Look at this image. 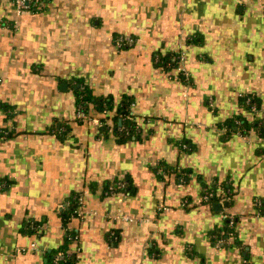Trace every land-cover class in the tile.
<instances>
[{
  "label": "crops",
  "instance_id": "0c3cea01",
  "mask_svg": "<svg viewBox=\"0 0 264 264\" xmlns=\"http://www.w3.org/2000/svg\"><path fill=\"white\" fill-rule=\"evenodd\" d=\"M81 81L116 105L131 96L138 137L119 140L115 110L79 117ZM236 116L256 126L229 129ZM2 128L0 264H49L68 232L75 264H264V0H50L21 14L0 0ZM126 177L132 191L106 193Z\"/></svg>",
  "mask_w": 264,
  "mask_h": 264
},
{
  "label": "trees",
  "instance_id": "16d2710c",
  "mask_svg": "<svg viewBox=\"0 0 264 264\" xmlns=\"http://www.w3.org/2000/svg\"><path fill=\"white\" fill-rule=\"evenodd\" d=\"M119 37H117L118 39ZM123 39L122 44L120 46H127L129 45V40L126 37H120ZM133 38V37H130ZM180 54H160L155 53L154 60L157 66H163L165 69L169 70L170 68H177L180 66ZM179 77L184 78L185 81L186 77L184 76L183 72L179 73ZM76 107L79 111L80 109L85 113L88 114L90 105H94L99 111L101 112H112L115 110L112 118L115 122V130L119 140L125 141L127 139H131L133 136L138 137L136 135V131L138 129L136 121L134 120V116L132 114L131 105L134 102L131 96H125L117 105L114 102L112 96H96L93 94L90 87L84 82L81 81L80 85L76 89ZM240 102L247 106L248 110L256 111L260 109V102L253 96L252 94H243L240 96ZM110 116V115H108ZM105 119V118H104ZM238 120V121H236ZM121 121V124H119ZM229 129L233 128H241L242 133H246L249 129L256 126L255 121L251 122L247 120L243 116H236L232 119L226 120L224 123ZM10 132L7 129H0V137L9 135ZM120 183H124V186H119ZM132 189L130 185V180L126 177L125 179H115L112 182H108L105 185L106 193H116L119 191L130 192ZM132 191V190H131ZM209 194V197L206 199L208 202L217 201V198L222 196L219 193L218 187L210 186L208 187L205 192L204 196ZM80 195H75L74 197L70 198L65 210L62 211L61 215L65 222L71 217V215H77L76 211L78 210V206L81 205L80 202ZM226 233L228 231H232L229 228L225 230ZM68 232V231H67ZM66 244L56 249L51 255L49 264H75L76 262V255L74 252L70 251L69 244L75 241V232H68L66 235Z\"/></svg>",
  "mask_w": 264,
  "mask_h": 264
},
{
  "label": "built area",
  "instance_id": "2783aa9c",
  "mask_svg": "<svg viewBox=\"0 0 264 264\" xmlns=\"http://www.w3.org/2000/svg\"><path fill=\"white\" fill-rule=\"evenodd\" d=\"M14 7L17 11V13L21 14V13H26V12H31V13H35V12H39V11H43L45 6L48 4V2L50 0H12ZM129 42L132 41L130 39H128ZM123 39L119 38L118 39V44H122ZM182 58V57H181ZM78 116L81 118L86 117L85 113L80 109L78 111ZM124 183H120L119 186H124ZM209 197V194L205 195V198L207 199ZM77 214H80L81 212L76 211ZM234 224V219L231 218L229 221V225H233Z\"/></svg>",
  "mask_w": 264,
  "mask_h": 264
},
{
  "label": "water",
  "instance_id": "95a60500",
  "mask_svg": "<svg viewBox=\"0 0 264 264\" xmlns=\"http://www.w3.org/2000/svg\"><path fill=\"white\" fill-rule=\"evenodd\" d=\"M215 208L218 209V210H220L221 205L220 204H215Z\"/></svg>",
  "mask_w": 264,
  "mask_h": 264
}]
</instances>
